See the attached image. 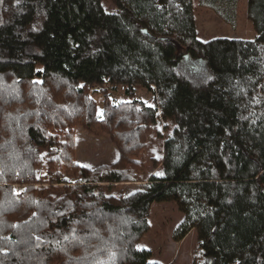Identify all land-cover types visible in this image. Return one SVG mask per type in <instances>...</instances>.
<instances>
[{"label": "trees", "instance_id": "obj_1", "mask_svg": "<svg viewBox=\"0 0 264 264\" xmlns=\"http://www.w3.org/2000/svg\"><path fill=\"white\" fill-rule=\"evenodd\" d=\"M238 1L1 0L0 264H149L154 201L177 203L172 240L195 229L200 264H264V0L247 1L253 40L195 27L196 6L234 24ZM196 57L206 90L186 78ZM76 127L108 135L116 159L78 164Z\"/></svg>", "mask_w": 264, "mask_h": 264}, {"label": "rangeland", "instance_id": "obj_2", "mask_svg": "<svg viewBox=\"0 0 264 264\" xmlns=\"http://www.w3.org/2000/svg\"><path fill=\"white\" fill-rule=\"evenodd\" d=\"M247 1H238L234 24L226 22L211 9L196 6L195 27L197 38L205 42L216 37L243 40L255 39L256 33L246 15ZM103 2L111 10L114 9L113 5L107 2V0H103ZM185 57L188 59L189 54H186ZM189 64V66L197 70V73H195L194 77L189 78L186 76V78L191 82L193 88L206 90L212 75L205 62L199 57H196L192 58ZM179 77L181 79L182 75ZM116 95L118 100H129L121 90ZM93 97L98 107L101 108L103 93L94 92ZM136 97L148 106H154L155 104L154 94L142 86H136ZM164 128V125L161 124L163 137L167 134L170 126L169 129ZM75 141L77 163L82 166L88 165V167H94L103 163H111L117 157L116 147L106 134H97L87 131L83 127H76ZM149 156L155 157L158 161L162 159L163 138L154 137L151 148L149 149ZM40 170L44 172L43 165L40 167ZM155 170L156 167L150 165L149 172L152 173ZM141 184L140 182L120 183L116 191L117 193L125 194L129 191L139 189ZM15 188L18 191L23 187L15 185ZM183 217V212L174 201H154L152 203L148 216L150 224L149 230L139 241V246L151 251V262L161 264H200L201 261L196 257L198 238L195 229H192L179 242L172 240L173 230L179 225Z\"/></svg>", "mask_w": 264, "mask_h": 264}, {"label": "snow or ice", "instance_id": "obj_3", "mask_svg": "<svg viewBox=\"0 0 264 264\" xmlns=\"http://www.w3.org/2000/svg\"><path fill=\"white\" fill-rule=\"evenodd\" d=\"M97 115H98V118L102 119L103 118L102 110H98ZM42 155H44V154H42ZM157 158H159V157H157ZM85 167H88V165H85ZM156 175H163V173H156ZM37 239H40V238L37 237ZM65 239H67V237H65ZM57 243H59V242L57 241ZM137 247H138V250L141 248V246H137ZM100 264H105V262L102 261V262H100ZM149 264H158V262H149Z\"/></svg>", "mask_w": 264, "mask_h": 264}, {"label": "water", "instance_id": "obj_4", "mask_svg": "<svg viewBox=\"0 0 264 264\" xmlns=\"http://www.w3.org/2000/svg\"><path fill=\"white\" fill-rule=\"evenodd\" d=\"M145 32V31H144Z\"/></svg>", "mask_w": 264, "mask_h": 264}]
</instances>
